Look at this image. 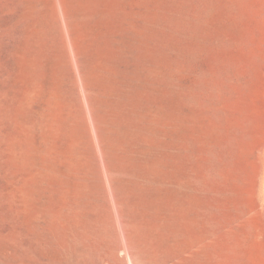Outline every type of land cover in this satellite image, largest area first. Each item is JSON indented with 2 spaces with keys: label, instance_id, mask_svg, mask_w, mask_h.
<instances>
[{
  "label": "rangeland",
  "instance_id": "1",
  "mask_svg": "<svg viewBox=\"0 0 264 264\" xmlns=\"http://www.w3.org/2000/svg\"><path fill=\"white\" fill-rule=\"evenodd\" d=\"M0 264H264V0H0Z\"/></svg>",
  "mask_w": 264,
  "mask_h": 264
}]
</instances>
